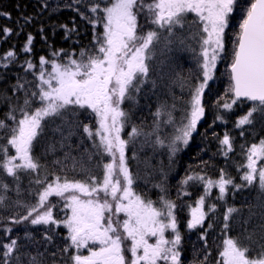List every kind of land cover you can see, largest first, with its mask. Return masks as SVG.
Returning a JSON list of instances; mask_svg holds the SVG:
<instances>
[{
    "label": "snow or ice",
    "instance_id": "snow-or-ice-1",
    "mask_svg": "<svg viewBox=\"0 0 264 264\" xmlns=\"http://www.w3.org/2000/svg\"><path fill=\"white\" fill-rule=\"evenodd\" d=\"M40 6L75 13L72 28L60 26L65 39L79 35L77 17L92 37L78 52L49 46L34 60L28 33L19 52L13 45L0 53V82L16 69L14 82L0 89V264H264V136L240 146L239 183L223 168L212 178L203 160L176 181L174 198L170 182L177 154L209 108L217 109L214 124L226 122L234 106H247L235 128L241 136L264 131V0ZM21 19L27 25L33 17ZM0 31L5 39L13 34ZM221 64L227 87L209 103ZM141 95L156 100L150 123L132 120ZM213 137L227 159L234 137ZM197 188L202 192L188 202ZM245 189L250 195L239 206L229 203ZM20 226L23 235L14 234ZM29 226H43L39 239Z\"/></svg>",
    "mask_w": 264,
    "mask_h": 264
},
{
    "label": "trees",
    "instance_id": "trees-1",
    "mask_svg": "<svg viewBox=\"0 0 264 264\" xmlns=\"http://www.w3.org/2000/svg\"><path fill=\"white\" fill-rule=\"evenodd\" d=\"M57 2L63 3L64 0H57ZM41 0H0V13H10L11 19H8L4 15H0V30L4 27H9L13 29V34L7 39L4 38L2 31H0V53H5L13 45L17 52L20 51V47L24 44L26 36L28 33H31L35 39L32 45L33 53L32 58L38 60L41 55H47L50 51L49 46L55 49H65L71 52L75 49L79 51L81 46L87 45L92 37L91 26L86 25L81 22L77 17L75 20V26L79 31V35L72 33L69 35V38L65 39V30L60 27L61 25H68L69 28L73 27V17L75 13L70 10H62L50 14L48 10L41 9ZM19 6V7H17ZM21 17H33L30 24L25 25ZM17 20L20 21V25L23 26V31L16 35L18 31ZM41 28L44 29L43 34L39 31ZM42 35L46 37L42 39ZM188 54H184L182 57L184 61V68L187 69L191 66V61L187 58ZM23 59V57H21ZM16 71L13 67L11 71L8 72L5 80L0 82V89L7 88L11 83L14 82L12 78V73ZM225 72V67L221 64L218 65L219 77L212 84V95L206 97V101L211 103L217 96L223 95L225 88L227 87V79L225 76L221 75ZM174 91L179 97L182 95L179 86H175ZM186 99V95L184 96ZM151 104V109L147 106ZM127 108L128 105L126 104ZM156 108L155 97L151 101L144 98L143 95L139 98V105L135 108L132 114V120L139 124L141 118H144L149 123L151 122L150 111H154ZM217 111L215 108H209L206 111L204 119L198 125V134H194L193 139L189 142V145L184 148L183 151L179 152L176 156V164L172 171V176L170 182L173 185L172 196L175 197V183L176 181L184 175L185 170L191 165L195 167L200 164V161H207L208 168L206 169L208 175L212 178H217L220 174V169H225L231 176H233L237 183L240 182V172L237 171V165L243 163V156L241 155L242 144L258 142L260 136H264V131H260L259 128L256 129V132L245 131L244 136L240 135L241 129L235 128V122L239 116L245 114L247 111V106L237 107L234 106L233 111L230 113H225L226 122L222 123L216 121L213 124L214 114ZM211 125V127H209ZM216 133L218 136L222 137L225 132H228L232 137H234V148L235 151L229 154V157L226 159L224 156L218 153V140L213 137V133ZM259 133V135H257ZM129 155L131 153L129 152ZM144 153L141 154L143 158ZM165 162H167V157H163ZM155 164L156 161L154 160ZM131 166L133 170L136 169V162L131 161ZM143 167V166H141ZM141 187L138 190H143V181H140ZM27 186V181H24V185ZM150 187V185H149ZM192 191L191 197H186L185 199L194 204L195 199L202 192V188L190 189ZM213 197L211 198L214 201L215 195L218 194V189H213ZM151 198L155 199V190H152L150 193ZM250 193L245 189L242 193H235V195L230 194L228 196L229 203H234L239 206L244 197L249 196ZM251 195H255L253 191ZM55 200L56 198H52ZM54 213L62 215L58 210H54ZM182 221L187 219V209L181 214ZM208 221H205V226H207ZM182 231H185L183 224L181 225ZM29 231L33 232L37 239L40 238V233L43 231V226H35V228L29 226ZM25 231L24 227L20 226L14 229V234L19 233L23 235ZM58 231L63 234L64 230L59 229ZM214 235L219 234V227L217 226ZM230 235H235V233H230ZM189 239L191 241L196 240V235L191 234ZM211 245V238L209 240ZM216 255V249L213 248V257Z\"/></svg>",
    "mask_w": 264,
    "mask_h": 264
},
{
    "label": "rangeland",
    "instance_id": "rangeland-1",
    "mask_svg": "<svg viewBox=\"0 0 264 264\" xmlns=\"http://www.w3.org/2000/svg\"><path fill=\"white\" fill-rule=\"evenodd\" d=\"M64 230V229H63ZM65 231V230H64Z\"/></svg>",
    "mask_w": 264,
    "mask_h": 264
}]
</instances>
